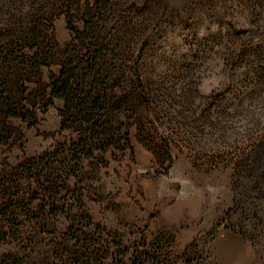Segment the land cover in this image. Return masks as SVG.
<instances>
[{"label":"rangeland","instance_id":"rangeland-1","mask_svg":"<svg viewBox=\"0 0 264 264\" xmlns=\"http://www.w3.org/2000/svg\"><path fill=\"white\" fill-rule=\"evenodd\" d=\"M68 5L75 30L105 20L121 60L120 132L89 158L48 103ZM1 92L17 116L0 109V205L18 202L0 264H73L84 247L97 264H264V0H0Z\"/></svg>","mask_w":264,"mask_h":264},{"label":"trees","instance_id":"trees-1","mask_svg":"<svg viewBox=\"0 0 264 264\" xmlns=\"http://www.w3.org/2000/svg\"><path fill=\"white\" fill-rule=\"evenodd\" d=\"M111 8L110 1L98 3L99 18L106 17ZM64 12L66 23L74 33V38L61 52L59 70L50 78L48 103L52 104L53 99L62 101V108L59 111L60 129L78 132V144L73 147L74 151L81 150V152H75V156L84 154L89 158L93 156L94 150L106 152L115 146V131L120 132V129L115 127L119 124L116 122L117 112L121 110L123 101L112 94V88L117 82L115 75L121 60L117 57L116 48L112 46L113 33L106 31L105 20L98 19L97 24L92 20L84 21L82 30L78 31L72 27L74 7L68 5ZM36 30L35 25L29 29V38L22 41L24 45L36 42ZM35 46L38 50L37 45ZM36 58L37 55L27 60L32 71L38 67L35 63ZM2 92L0 93V109L9 117L17 116L15 108ZM125 140L128 141L127 137ZM127 147L126 144L117 149L123 151ZM52 189V186L47 188L50 193ZM14 196L15 193L0 205L1 218L5 219L14 214L12 208L16 207L15 204L18 202V198ZM68 216L69 220L74 218ZM86 218L89 219V217ZM74 220L71 221L69 231H72L77 223V219L74 218ZM2 230L3 228L0 227V235H4ZM73 256L76 258L73 264H97L90 248L84 247L80 253L74 251ZM130 264L156 263L149 254L145 253L143 259L135 258Z\"/></svg>","mask_w":264,"mask_h":264}]
</instances>
